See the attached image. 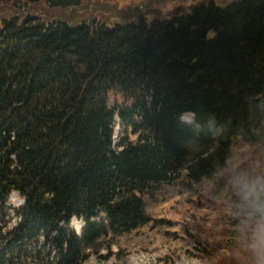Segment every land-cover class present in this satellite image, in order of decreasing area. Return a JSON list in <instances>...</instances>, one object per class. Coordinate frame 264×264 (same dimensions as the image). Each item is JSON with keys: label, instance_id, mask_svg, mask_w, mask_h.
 <instances>
[{"label": "trees", "instance_id": "16d2710c", "mask_svg": "<svg viewBox=\"0 0 264 264\" xmlns=\"http://www.w3.org/2000/svg\"><path fill=\"white\" fill-rule=\"evenodd\" d=\"M28 1L0 9V264L111 253L163 186L217 180L238 139L264 146V0L114 26L67 15L80 0Z\"/></svg>", "mask_w": 264, "mask_h": 264}, {"label": "rangeland", "instance_id": "374dc122", "mask_svg": "<svg viewBox=\"0 0 264 264\" xmlns=\"http://www.w3.org/2000/svg\"><path fill=\"white\" fill-rule=\"evenodd\" d=\"M217 0H80L73 8H63L67 15L91 19L98 17L109 26L137 19L144 15L149 20L190 13L201 4ZM234 0H221L225 6ZM28 0H0V9H28ZM36 11L53 18L64 13L60 8L48 9L41 4ZM71 17V18H72ZM111 104L123 97L114 92ZM193 117L190 122H194ZM122 130L116 118V138ZM264 158V146L235 141L229 168L217 180H203L197 185L178 183L163 186L152 199H147V210L152 222L131 234L117 236L109 253L102 249L82 264H253L246 234L240 230L241 216L237 207L226 199L225 191L234 189L232 177L255 160ZM218 185L223 186L218 190ZM14 205L22 203L19 195L11 197ZM85 223L74 218L71 227L82 233ZM102 255V256H101Z\"/></svg>", "mask_w": 264, "mask_h": 264}, {"label": "clouds", "instance_id": "9594fccd", "mask_svg": "<svg viewBox=\"0 0 264 264\" xmlns=\"http://www.w3.org/2000/svg\"><path fill=\"white\" fill-rule=\"evenodd\" d=\"M196 2L198 0H190L189 3ZM194 115L189 110L181 114V119L190 122ZM232 181L241 215L240 230L246 234L253 264H264V158L236 170Z\"/></svg>", "mask_w": 264, "mask_h": 264}]
</instances>
